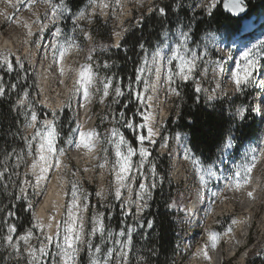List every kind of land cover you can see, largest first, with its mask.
I'll return each mask as SVG.
<instances>
[{"label":"rangeland","instance_id":"374dc122","mask_svg":"<svg viewBox=\"0 0 264 264\" xmlns=\"http://www.w3.org/2000/svg\"><path fill=\"white\" fill-rule=\"evenodd\" d=\"M168 1L169 0H120L119 4H117L116 0H103V3L109 5V7L103 8L100 6V0H98L96 5H90L88 3L87 6L82 9L85 11V17L83 19L74 21L73 18L75 16L72 17L70 12H65L64 18L57 21L56 25H52L50 23V10H48L49 18H44L47 5L43 3L42 0H37V3L32 6L31 10H29L28 6L25 4L19 11L13 9L8 3V0H0V12L13 15L15 18L22 19V21H27L34 33L33 36L29 37L27 35L28 29L23 27L22 23H17L15 19L12 22H8L4 15H0V40L4 36L10 38L12 34H16L17 36L13 47L6 48V50L0 52L7 51L12 53L10 58L13 62V70H29L28 75L31 73L35 78L34 84L36 92H33L31 97L29 96L30 91L26 89L22 92L20 97V99H23L24 92L28 93V99L25 101V108H23V110L29 111L27 104L31 101L33 110L37 112L38 117L39 113L35 109V105L45 112L42 119L39 117L41 121L45 118L51 119V110L54 108H49L47 102L49 104L51 103L55 108H58L67 100L69 89H71L73 81L76 78L77 70L81 65L92 64L94 71L98 73V79L100 81H103L105 77H113V87L109 90V96H103V83H98L96 88L100 90L96 91L93 89L90 102L85 101L82 95L74 96L71 100V106L65 107L63 112L59 114L57 129L60 135L57 139V148H63L65 150V155L61 157L62 166L60 169L53 168L48 174L49 179L41 182L40 187L35 189L24 185L22 182L26 177L24 174H20L22 177L20 188H26L27 199L20 193V188L18 197H20V200L27 201L28 204H33V200L36 201L33 212L37 215L40 207L46 201L45 199H47L46 197L49 194L52 183H55L58 189L64 193L66 205L71 199V185L75 182L80 191L88 196L89 210L84 213L86 232L90 231L91 228V216L98 212L106 214L105 216H107V219L105 224L108 226L107 223L111 221V216L113 214L124 212V209L120 207L121 202L114 199L115 182L111 165L115 156L113 145L108 143L110 139L109 134L113 128H117L124 133V129L126 128L123 126L124 120L121 119V113H124V119H126L127 110L133 109L135 112L129 116V119H134L136 123V119L134 118L136 116V118L139 119L137 124L143 122L141 112L145 115L151 113V115L155 117L153 126L159 129L160 135L155 137V145H149L145 142V146L149 147L152 155L149 157L150 163L145 164L143 173L148 177L146 183L150 184L151 163L157 165L159 158L168 159L167 181L175 187V193L170 208L178 215L180 214L176 220L182 230L180 235V252L176 256V264H190L195 254L196 245L202 238H204L208 247H211L206 236L211 228L209 224L210 220H214L212 229L215 232H219L221 237H223L229 227L234 231L236 230V224H232L233 219L236 221L239 219L246 220V226L249 225L250 233L245 244L239 248L235 259L225 260L224 264H236V260L245 250L249 251L246 263L249 264V261L264 255V224H262V219L264 217V158H261L253 169L251 181L246 187L236 190L234 187L233 174L236 170L235 166L244 158L245 152L252 147H264V145L260 143V141L264 139V123L261 122L260 113L255 112V118L258 120V134L249 141H246L239 149L235 148L234 143V147L231 151L221 154L218 160L214 162L219 179H211L207 187H204L201 185L191 163L183 159L184 149L182 143L188 146L187 140L184 141L182 139V142H177L175 139L177 133H180L182 138L185 134L180 131L169 132L166 130V123L169 117L171 115H177L179 108L178 101L180 98V96L171 95L167 92V85L165 83L167 72L166 59L161 60V64L164 66L161 68L159 81H157V77L154 73H145V77L149 82L155 84V89L153 90L150 88L148 92L145 93V96H151L152 100L148 101L146 99L144 104H140L134 96L129 95L128 87L125 88L120 80H118L116 75L117 68L113 61H111V48H118L114 47V45L118 43L117 36L119 37L122 34V38H124L129 29H140L148 16L156 14L159 18H164L166 14L161 15L157 9L163 7V4ZM12 2L14 3L15 0H12ZM54 2L58 3L59 0H54ZM208 3L209 0H180V4L177 3L173 6L172 12L177 17H179L178 13L180 10L190 12L191 16H193L195 12H203L206 16H211L208 15L205 10ZM216 9L213 10V13ZM33 12L41 18L43 24H48V28L44 29L42 39H40L39 33L42 24L41 22L33 23V21L36 20V15H33ZM254 16L255 15H251L250 18L242 21L241 31L238 34H231L229 29L222 28L221 30H208L200 37H194L191 25L179 17L180 19H175L178 24L173 29L164 27L160 31V41L155 43L153 49L147 48L146 46L144 49L139 47L138 55L140 57V64L137 67L143 63V58L145 56H147L149 60L151 59V53L158 45L165 42V33L168 34L167 43L170 47H174L175 44L179 43L181 40L180 32H189L191 38L188 41V46L196 51L198 55L202 56L203 59L197 61L199 67L192 80L187 82L178 81L180 87L185 84H190L195 90L198 84L202 91L199 93L195 91V93L200 94L208 104L214 103L220 100V98H231L240 92L246 94L255 89L256 92L250 98V101L257 109L264 107V25L262 22H259L261 26L259 31L256 30V32H250L248 29H244L246 21L252 19ZM98 19H100L102 23L110 26L112 33L111 40L102 39L92 33L91 29L95 26V21ZM259 19H264V13ZM259 23L255 22V24ZM55 27H60L62 33L71 37L75 45L70 54L64 59V76L60 75L61 65L53 59L52 49L50 47V44L55 39L53 35ZM117 33L120 35H116ZM64 35L61 36V41H63ZM37 40H39V47L36 43ZM249 48L252 49L254 58L260 62L261 68L254 73L252 82L245 86L243 91H237L231 80V70H234L236 62L240 60L241 52ZM164 54L165 56L169 54L167 48L164 49ZM89 56L92 57L91 60L88 59ZM16 57H19L20 61L23 63V69L16 64ZM105 62L109 65L108 68L104 67ZM218 62L224 68L223 72L217 68ZM175 63L174 61L173 66ZM25 73L19 78L22 86L27 82ZM0 80H2L1 76ZM61 80H63L64 83H60ZM117 85L124 91V95L121 97L115 96L113 89ZM133 89H138L143 92V84L137 85L134 83ZM208 96H212L213 99L208 100ZM253 99H255V101ZM148 104H150L151 107H147ZM63 122L67 123V125L64 126L62 124ZM77 124L81 125L85 131L95 130L99 134L95 149L96 152L93 156L88 157L85 150L76 147L75 142L78 140V132L76 131ZM165 130L166 132L163 133ZM32 132L33 129L27 128V137H30ZM128 132L131 136V139H129L132 140L133 143L135 134L130 130H128ZM144 132L146 134V130H144ZM162 137L168 138L167 147L162 146L164 143ZM134 146L138 147V144ZM105 149L107 153H105ZM178 151L180 155L175 158ZM106 156L108 164L106 167L100 168L99 165L105 162ZM30 160L31 158L28 157L26 160L17 161L14 155L12 167L16 170V173L13 175L14 180L11 178L8 183L12 184L14 181H17V172H19V169H21L23 165H26L25 172L28 171L27 165L30 163ZM133 160L134 162H138L139 156L133 157ZM17 163H19V167H14ZM5 167L10 169L8 163L3 161L0 170H3ZM156 173V187L150 189V198L145 197L148 206L138 216L135 214L134 206L132 215L123 214L124 222L122 227L126 228L129 225L133 226L134 231L132 235L138 229H142L146 218L144 214L149 208L153 193L158 188V185L164 182V176L159 174L157 170ZM6 174H9L8 171L5 175ZM134 175L137 176V183L133 185V198H135L136 192L139 191V181L143 179L139 173L134 172ZM160 177H163L162 182L159 180ZM27 179L31 180L33 184L35 183L34 177L30 172ZM203 189H206V193L202 199L200 210L195 214V217H199L201 223L196 227L194 218L192 220L189 219L190 194L192 191L200 192ZM250 191L254 193V197L248 196V192ZM96 192L103 193L104 198L97 197ZM65 193L68 194L65 195ZM213 193H216V195H213ZM127 195L128 193L125 189L124 197L126 198ZM64 212L65 207H63V214ZM47 213L50 216H55L56 209L51 205L47 209ZM9 217L10 216L7 215L6 219L8 220ZM1 222L4 226H7L5 221L1 218L0 212V224ZM149 230H151V228L147 226L146 231ZM0 234L7 235V227L6 230L5 228H1ZM36 234L39 235L38 232ZM118 238L125 239L123 237ZM187 239L190 240V243L193 240H196V242L194 244L192 243L190 248H187ZM92 240L94 244L100 243L98 235L97 237H93ZM32 243L37 244V241L34 239ZM2 246L3 252H6V250L13 251L5 242H3V244L0 242V248H2ZM226 246V240L219 245L221 251L223 250L225 252V257ZM53 251H55V249H53ZM16 258L26 260L24 256H16ZM51 259L52 257L50 256L49 260ZM77 264H89V254L86 245L81 246Z\"/></svg>","mask_w":264,"mask_h":264},{"label":"snow or ice","instance_id":"6c2138e0","mask_svg":"<svg viewBox=\"0 0 264 264\" xmlns=\"http://www.w3.org/2000/svg\"><path fill=\"white\" fill-rule=\"evenodd\" d=\"M42 2L47 5L44 18H49L48 10H50V23L52 25H56L57 21L64 18L65 12L71 11L67 8L64 0H59L58 3L54 2V0H42ZM97 2L98 0H89L90 5H96ZM119 2L120 0H116L117 4H119ZM8 3L16 11H19L25 4L28 6L29 10H31L32 6L37 3V0H15L14 3L12 0H8ZM221 3L223 9L236 16L245 13L247 9V0H209L205 9L208 15H212L213 10ZM100 6L103 8L109 7L107 3H103V0H100ZM157 10L161 15L165 14V8L160 7ZM0 15H4L8 22H12L15 19L17 23H22V26L28 29L27 35L29 37L34 35L27 21H22L20 18H15L13 15H8L3 12H0ZM33 15H36V20H34L33 23L41 22L42 24L39 29L40 39H42L44 29L48 28V24H43L41 18L35 12H33ZM84 17L85 11L81 10L73 19L76 21ZM53 35L55 39L50 44L53 59L61 65L60 75L64 76V59L70 54L75 45L71 37L62 33L60 27H55ZM62 35H64L63 41L60 39ZM116 35L120 34L117 33ZM164 35L166 38L165 42L156 47L151 53L150 60L147 56L143 58V63L135 70L134 81H130L127 86L129 95L134 96L140 104H144L146 99L151 101L152 97H146L145 93H147L150 88L153 90L155 89V84L149 82L145 77V73H154L157 77V81H159L160 71L164 66L161 64L162 59H166L167 62L165 78L167 92L175 96L181 95L178 81L187 82L192 80L199 67L197 61L203 59L202 56L198 55L196 51L188 46V41L191 38L189 32L181 31V40L179 43H176L174 47H170L167 43L168 34L165 33ZM36 43L39 47V40H37ZM114 47H120V44L117 43ZM139 47L144 49L145 45L141 43ZM165 48L169 51V54L166 56L164 54ZM11 56V52H0V68H5L8 72L13 71ZM88 59L91 60L92 57L89 56ZM174 61L176 63L173 66ZM15 62L23 69L24 65L19 57H16ZM104 67H109L107 62H105ZM217 68H219L221 72L224 71V68L219 62L217 63ZM260 68L261 64L254 58L251 48L241 52L240 60L236 62L234 70H231V80L235 85V89L237 91H243V88L252 82L254 73L259 71ZM112 82L113 77H105L103 81H100L98 79V73L94 71L92 64H84L77 70L76 78L73 81L71 89H69L67 100L58 108L51 110V119L45 118L41 121L37 112L33 110L32 102H28L27 108L29 111L20 113L25 117L26 127L33 129L30 137H24L26 151L21 150L19 153H16L15 150H13L12 153L5 154V162L10 159L12 155L16 156L17 161L23 160L25 155L31 158L30 163L27 165L28 171L24 173L26 177L22 182L24 185L32 187L33 189L38 188L41 182L49 179L48 174L53 168H61V157L65 155V150L63 148H57V139L60 135L57 129V120L64 108L71 106L72 98L77 95H82L85 101L90 102L93 89L96 91L100 90L96 88L98 83H103V96L107 97L109 96V90L113 87ZM60 83H64V81L61 80ZM133 83L137 85L143 84V92L138 89L134 90ZM15 87V84L11 85V88L15 89ZM113 90L116 97L124 95V91L119 85ZM195 91L197 93L202 91L198 84ZM4 95L5 87L2 80H0V96ZM27 99L28 93L24 92V98L18 100L17 108H25V101ZM197 99H199V97H197ZM211 99H213V97L208 96V100ZM147 107H151V105L148 104ZM250 112H259L261 115V122L264 123V107L259 109L256 107H252L251 109L248 107L238 108L234 115V120L243 123H234L233 126L227 130L226 135L222 134L220 136L218 144L220 145V152L222 154L227 153L234 147L237 134H242V129L248 127L247 121L250 117L246 115V113ZM141 116L143 117V122L137 124L134 119H124V113H121V119L124 120L123 126L135 134L133 139L137 142L138 147L134 146L132 140L127 138L125 134L117 128H113L109 134L110 139L108 143L113 145L115 156L111 165L115 182L114 199L121 202L120 207L124 209V215H132L133 206L135 207V214L137 216L142 213L148 206L145 197L150 198V189L156 187V165L151 163L150 166V184L146 183L148 177L144 175L143 169L146 163H150L149 157L152 155L149 147L145 146V142L149 145H155V137L160 135V132L159 129L153 126L151 113L145 115L141 112ZM144 130H146V134ZM211 130L212 129L209 128V131ZM76 131L78 132V140L75 142L76 147L83 148L87 150L88 153L94 152L99 134L95 130L85 131L79 124H77ZM162 139L164 140L162 146L167 147L168 138L162 137ZM175 139L177 142H182V139L186 141L187 137L185 135L182 138V135L177 133ZM260 143L264 145V139H262ZM182 147L184 149L183 159L191 163L201 185L207 187L211 179H219L214 162L205 163V161L196 156L192 148L185 143H182ZM105 153H107L106 149ZM137 155L139 156V160L138 162H134L133 157ZM261 158H264V147H252L245 152L244 158L235 166L236 170L233 174L234 187L236 190H240L250 183L251 173ZM107 164L108 159L106 156L105 162L100 164L99 167L104 168ZM14 167H19V163ZM7 171V167L0 170V180L5 179V173ZM29 172L34 177V184L31 180L27 179ZM134 172L139 173L143 178L138 183L139 191L136 192L135 198H133V185L137 183V176L134 175ZM10 178L9 176V179ZM159 180L162 182L163 177H160ZM4 187L6 188L7 184H5ZM125 189L128 193L126 198L124 197ZM20 193L27 199L25 187L20 188ZM67 194L68 193H65V195ZM70 194L71 199L64 206L65 212L60 220H57L55 216H49L46 222L42 217L35 215L33 212L31 226L26 229L23 234L16 236L15 239L14 234L18 231L16 224L8 223L7 220H5L7 235L4 236V242L6 245L13 250V253L17 257L24 256L26 258V264H77L82 245H86L87 247L89 264H129V253L132 250V233L134 231L133 226L129 225L126 228H120L118 232L114 233L111 228L105 224V213L98 212L91 216V228L90 231L86 232L84 213L89 210L88 196L80 191L75 182L71 185ZM213 195H216V193H213ZM96 196L104 198L101 192H96ZM248 196L254 197V193L250 191L248 192ZM17 199H20V197H17ZM32 207L31 203L27 205L28 209H32ZM7 215L14 216L15 213L8 212ZM53 222H55L54 232ZM236 223H238V221L233 219L232 224ZM152 224V221L147 222L149 228L152 227ZM231 231L232 229L229 227L224 235H227ZM37 232L39 235L36 234ZM97 235L100 243L94 244L92 238L97 237ZM118 237H123L125 239H119ZM220 237L221 234L219 232L210 231L208 233V240L213 249L216 248ZM34 239L37 241V244L32 243ZM53 249H55V251H53ZM203 255L206 259H211L208 256L207 246L203 251ZM50 256L52 257L51 260H49ZM141 259L143 258L141 257Z\"/></svg>","mask_w":264,"mask_h":264},{"label":"trees","instance_id":"16d2710c","mask_svg":"<svg viewBox=\"0 0 264 264\" xmlns=\"http://www.w3.org/2000/svg\"><path fill=\"white\" fill-rule=\"evenodd\" d=\"M64 2L67 8L71 10L70 13L73 17L87 6L89 0H64ZM177 3L180 4V0H169L164 3L163 7L166 14L164 18H159L156 14L148 16L140 29L132 28L126 32L120 47L111 48V61L117 68L118 80L125 88L130 81H134L136 67L140 64L139 45L143 43L147 48L153 49L155 43L160 41V31L164 27L173 29L178 24L176 20L180 19L179 17L191 25L194 37H200L208 30H221L222 28L229 29L231 34H238L241 31V24L244 19L250 18L251 15L260 16L264 13V0H247L248 14L244 18L237 19L229 16L224 12L222 3L218 5L211 16H206L203 12H195L191 16L190 12L180 10L179 17H177L172 12L173 6ZM91 31L95 36L102 39L111 40L112 38L110 26L102 23L100 19L95 21V26ZM12 72L9 73L5 69H0V76L5 87V95L0 96V169L2 162L5 161V154L12 153L13 150L16 153L21 150L26 151L24 137L27 136V127L25 117L20 114L25 110L17 108V102L26 89L30 91L29 96L31 97L32 93L36 92L35 78L31 73L28 75L29 70L18 71L16 69ZM23 73L27 76V82L24 86L19 81ZM12 84L16 85L15 89L11 88ZM180 91L177 115L169 117L166 130L169 132L180 131L187 134L189 136V146L192 148L193 153L204 160L205 163L215 162L222 154L218 144L220 136L222 134L226 135L227 130L234 123H243L234 120L235 112L241 106L250 109L254 107L250 98L256 90L254 89L246 94L240 92L231 98H220V100L211 104H208L200 94L195 93L193 86L190 84L181 86ZM253 100L255 101V99ZM35 109L42 119L45 112L41 108H37L36 105ZM134 112L133 109L127 110L126 119H129V116ZM246 115L250 117L247 121L248 127L242 129V134H237L234 142L236 149H239L246 141L258 134V120L255 118V112L246 113ZM134 118L138 123L139 119L136 116ZM62 124L67 125L64 122ZM209 128L212 130L209 131ZM124 134L131 139L128 130L124 129ZM133 143L137 145L134 140ZM13 157L14 155L6 161L10 166V169H8L9 174L5 175L4 180H0V212L4 221L7 220L8 212L15 213L7 220L8 223L17 226L18 231L14 235L15 239L16 236L23 234L31 226L32 212L36 201L33 200L32 209H28L27 201L17 199L22 178L20 174L25 173L26 165H23L17 172V181L12 184L8 183L11 178L14 180L13 175L16 173V170L12 167ZM27 158L28 156L25 155L24 160ZM168 165L167 158L158 159L156 170L164 176V182L158 185L153 193L149 208L144 214L146 218L142 229H138L132 235L129 264H176V256L180 252L182 230L176 220L180 214L178 215L170 208L175 187L167 181ZM5 184H7L6 188L4 187ZM113 215L111 221H108L107 224L114 232H118L120 228H123V213L119 212ZM105 217L106 221L107 216ZM148 221H152L153 224L151 230L146 231ZM6 227L1 222L0 230L1 228L6 230ZM0 236V242L3 244L5 235L0 234ZM0 264H26V260L16 258L13 251L6 250V252H3L2 246L0 248ZM249 264H264V255L249 261Z\"/></svg>","mask_w":264,"mask_h":264},{"label":"bare ground","instance_id":"6f19581e","mask_svg":"<svg viewBox=\"0 0 264 264\" xmlns=\"http://www.w3.org/2000/svg\"><path fill=\"white\" fill-rule=\"evenodd\" d=\"M122 36H123L122 34L119 37L117 36L118 42H119V40H121ZM16 37H17L16 34H14V35L12 34V36L10 37L12 39H10L9 37H6V36L1 38V40H0V51L6 50V48H9V47H13L15 45L14 42H16ZM47 105L49 106V108H55L51 103L49 104L47 102ZM152 118H153V123H154V120H155L154 115H152ZM186 137H187V141H188L189 137L187 135H186ZM80 149L85 150L83 148H80ZM231 150L232 149H230L229 151H231ZM85 152L87 153V154L86 153L85 154L88 157H90V156H93L96 151H94L92 153H88L87 150H85ZM177 154H179V151L177 152ZM176 156L178 157L179 155H175V157ZM205 193H206V189H203L200 200H199V204H201L202 199L205 196ZM46 198L47 199H45L46 201L40 207L37 216L42 217L47 222L48 217L50 216L47 213V209L52 205L56 209V215H55L56 219L60 220L61 216L63 214V207L65 205L64 193L58 189V186L55 183H52L49 194ZM197 211H198L197 207L195 205H193L190 209L191 213H189L190 214V217H189L190 220L195 218V214L197 213ZM262 221H263L262 224H264V217H263ZM213 223H214V220L209 221L211 228L209 229L208 233L210 231H214L212 229ZM209 224H208V226H209ZM54 231H55V222H53V232ZM249 233H250V227H249V225L246 226V220L239 219L238 223H236V230L235 231L232 230L227 235L220 237V240H219L216 248H214V249L212 247L209 248L207 243H205L206 241L204 240V238H202L201 241L196 245L195 254H194V257H193L192 262L190 264H224L225 260H229V259L231 260L233 258L235 259V257L237 256V252L239 251V248H241L245 244V241L247 240ZM206 236L208 239V235H206ZM188 239H189V237H188ZM225 240L227 241L226 257L224 255L225 252L223 250L221 251V249L219 247L220 243L221 242L223 243ZM188 241H190V240H188ZM195 242H196V240H193L190 243V245L192 243L194 244ZM208 243L210 244L209 240H208ZM206 246H207L208 256L211 259H206L203 255V251L205 250ZM248 256H249V251L245 250L236 260V264H246Z\"/></svg>","mask_w":264,"mask_h":264},{"label":"water","instance_id":"95a60500","mask_svg":"<svg viewBox=\"0 0 264 264\" xmlns=\"http://www.w3.org/2000/svg\"><path fill=\"white\" fill-rule=\"evenodd\" d=\"M222 7H223V6H222ZM223 10H224V12L227 13L229 16H232V17L237 18V19H239V18H243V17H245V16L248 14V7H247V9H246V12L243 13V14H241V15H239V16L232 15V14H230L229 12H227L225 9H223Z\"/></svg>","mask_w":264,"mask_h":264}]
</instances>
